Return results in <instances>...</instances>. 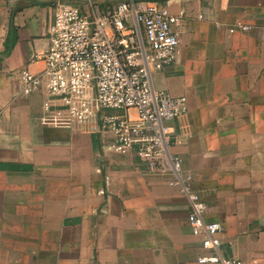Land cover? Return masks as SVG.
Returning a JSON list of instances; mask_svg holds the SVG:
<instances>
[{"label": "crops", "instance_id": "0c3cea01", "mask_svg": "<svg viewBox=\"0 0 264 264\" xmlns=\"http://www.w3.org/2000/svg\"><path fill=\"white\" fill-rule=\"evenodd\" d=\"M159 1L184 21L151 82L187 98L169 148L221 225L219 248L202 247L187 199L134 148L41 122L42 96L22 95L18 75L41 68L31 58L48 45L53 0H0V264H264V0ZM236 23L249 30L229 33Z\"/></svg>", "mask_w": 264, "mask_h": 264}, {"label": "built area", "instance_id": "2783aa9c", "mask_svg": "<svg viewBox=\"0 0 264 264\" xmlns=\"http://www.w3.org/2000/svg\"><path fill=\"white\" fill-rule=\"evenodd\" d=\"M184 12L159 0H125L99 8L95 0H53L49 42L32 55L38 71L20 70L22 95L42 96V123L102 137L104 151L135 150L139 162L189 203L187 222L204 249H218L217 222L204 219L206 204L192 187L193 173L170 152V121L188 109L184 95L154 89L151 72L174 63ZM248 31L236 23L229 33ZM198 263L242 264L213 254Z\"/></svg>", "mask_w": 264, "mask_h": 264}]
</instances>
